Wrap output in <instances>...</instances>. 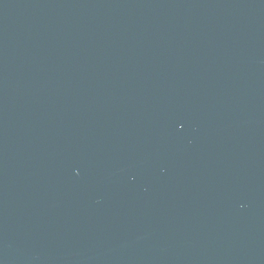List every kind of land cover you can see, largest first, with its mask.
Instances as JSON below:
<instances>
[{
	"label": "water",
	"instance_id": "95a60500",
	"mask_svg": "<svg viewBox=\"0 0 264 264\" xmlns=\"http://www.w3.org/2000/svg\"><path fill=\"white\" fill-rule=\"evenodd\" d=\"M0 264H264V0H0Z\"/></svg>",
	"mask_w": 264,
	"mask_h": 264
}]
</instances>
